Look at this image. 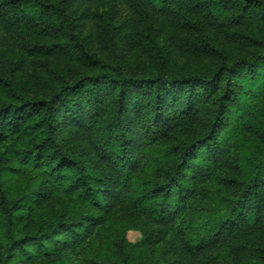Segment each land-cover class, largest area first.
<instances>
[{
  "label": "trees",
  "instance_id": "1",
  "mask_svg": "<svg viewBox=\"0 0 264 264\" xmlns=\"http://www.w3.org/2000/svg\"><path fill=\"white\" fill-rule=\"evenodd\" d=\"M0 264H264V0H0Z\"/></svg>",
  "mask_w": 264,
  "mask_h": 264
},
{
  "label": "rangeland",
  "instance_id": "2",
  "mask_svg": "<svg viewBox=\"0 0 264 264\" xmlns=\"http://www.w3.org/2000/svg\"><path fill=\"white\" fill-rule=\"evenodd\" d=\"M126 238L129 242L136 244L139 243L142 239L140 231L136 229H129L126 233Z\"/></svg>",
  "mask_w": 264,
  "mask_h": 264
}]
</instances>
